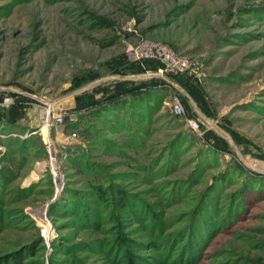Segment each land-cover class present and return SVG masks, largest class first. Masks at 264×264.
Instances as JSON below:
<instances>
[{
    "label": "rangeland",
    "instance_id": "rangeland-1",
    "mask_svg": "<svg viewBox=\"0 0 264 264\" xmlns=\"http://www.w3.org/2000/svg\"><path fill=\"white\" fill-rule=\"evenodd\" d=\"M140 40L190 60L178 89ZM1 146L0 264H264V0H0Z\"/></svg>",
    "mask_w": 264,
    "mask_h": 264
},
{
    "label": "built area",
    "instance_id": "built-area-1",
    "mask_svg": "<svg viewBox=\"0 0 264 264\" xmlns=\"http://www.w3.org/2000/svg\"><path fill=\"white\" fill-rule=\"evenodd\" d=\"M126 59L129 63H136V64H143L145 61L156 62L160 66L153 72L148 71V73L154 74L160 78L162 82L167 84L168 86L176 87L174 83V78L182 77L189 71L191 67L190 60L184 56L183 54L176 53L172 51L168 46L159 43V42H151V41H138V43L134 46L128 45L126 50ZM147 73V72H146ZM13 102L12 99L6 98L3 100L1 105H11ZM171 104L172 112L176 115H181L183 112V106L181 100L177 97H174ZM52 120V124L55 128L59 130V134H63V125L68 119V115L64 112H55L52 111L49 113V121ZM186 126L191 129L195 130L197 125L193 120H187ZM50 128V125H49ZM48 128V129H49ZM49 138V137H48ZM76 138V134L71 133L67 135V137L63 138V142L69 144L73 139ZM44 149L46 153V160H45V170L47 172L49 178L54 184V187L58 193L67 180L66 174L61 167V163L57 156V151L54 147V144L49 138V141L46 140L44 142ZM1 157L2 153L4 152L5 148L1 146ZM42 233L45 236V231L42 228ZM46 243L48 245L47 237L45 236Z\"/></svg>",
    "mask_w": 264,
    "mask_h": 264
},
{
    "label": "trees",
    "instance_id": "trees-1",
    "mask_svg": "<svg viewBox=\"0 0 264 264\" xmlns=\"http://www.w3.org/2000/svg\"><path fill=\"white\" fill-rule=\"evenodd\" d=\"M115 101H116V99H115ZM124 106L126 107H130V105H129V103H127V102H125L124 103ZM94 117H96V116H94ZM89 128H87V132H89V130H88ZM95 130H94V128L92 129L91 128V131L89 132V135L92 137V142H96V140H97V143L99 142V138L97 137L98 135L97 134H95V132H94ZM96 143V144H97ZM21 144H23V141L19 144V146L21 145ZM27 144V143H26ZM44 146V145H43ZM43 150H44V154H45V149H44V147H43ZM13 152V150H11L10 151V153H12ZM72 162L74 163V164H76V165H79V168H78V171H82V169L84 168H87V167H89L90 166V161L88 160V159H86L84 156H83V154H81L80 156H78L77 158H75V159H73L72 160ZM90 168H92L93 169V167L92 166H90ZM90 168H88V169H90ZM9 179H12L13 180V175H12V172L11 171H9V170H3L2 171V174H1V179H0V182H3V183H5V184H8V182H5L6 180H9ZM67 182H68V180H67ZM4 185V184H3ZM0 187H2V185L0 186ZM68 189V188H67ZM107 195V194H106ZM99 196H103V193H101ZM2 198H1V189H0V227H1V224H6V223H11V221H12V219H13V217L12 216H10L9 218H7V217H5L6 216V213L3 211L2 212V208H3V206L1 207V205H3L2 204V200H1ZM100 200V199H99ZM76 210H77V212L80 210V205H77V208H76ZM82 212H84L83 210H82ZM85 213V212H84ZM2 218H3V220H2ZM49 218H52V216H50ZM97 218H98V216H97ZM98 221V220H97ZM96 222V220L95 219H92V221H90L89 223V225H93V224H95V225H98L97 223H95ZM95 225H93V226H95ZM36 244V246H34ZM33 246H31V247H29V246H27V247H25L24 249H23V251H25V253L27 254V253H29V251L32 253L33 251H39V253H41V249H42V239L39 237L38 238V241H34L33 242V244H32ZM40 247H41V249H40ZM40 249V250H39ZM18 256L20 255L19 253L17 254ZM15 260H16V256L11 260V264H14V262H15ZM3 264H10V262H4ZM17 264H19V262L17 263Z\"/></svg>",
    "mask_w": 264,
    "mask_h": 264
},
{
    "label": "bare ground",
    "instance_id": "bare-ground-1",
    "mask_svg": "<svg viewBox=\"0 0 264 264\" xmlns=\"http://www.w3.org/2000/svg\"><path fill=\"white\" fill-rule=\"evenodd\" d=\"M48 113H45L44 114V118H43V120H42V130H44L45 132V134H47V136H48V128H49V125H50V121H49V117H48V115H47ZM62 128V127H61ZM46 136V135H45ZM46 138V137H45ZM48 138V137H47ZM48 141H49V139H47ZM34 176H35V174H34ZM35 177H37V176H35ZM40 217H41V221H44V214L42 213V215L40 214Z\"/></svg>",
    "mask_w": 264,
    "mask_h": 264
},
{
    "label": "crops",
    "instance_id": "crops-1",
    "mask_svg": "<svg viewBox=\"0 0 264 264\" xmlns=\"http://www.w3.org/2000/svg\"><path fill=\"white\" fill-rule=\"evenodd\" d=\"M179 80H180V79H178V80H174V83H175V81L178 82ZM176 87H177V86H176Z\"/></svg>",
    "mask_w": 264,
    "mask_h": 264
}]
</instances>
